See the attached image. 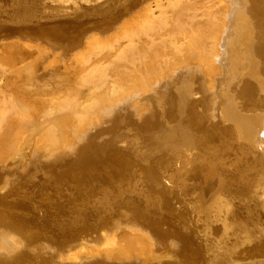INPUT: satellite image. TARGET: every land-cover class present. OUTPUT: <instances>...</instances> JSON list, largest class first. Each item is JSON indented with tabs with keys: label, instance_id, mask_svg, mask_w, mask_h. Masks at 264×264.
I'll list each match as a JSON object with an SVG mask.
<instances>
[{
	"label": "rangeland",
	"instance_id": "rangeland-1",
	"mask_svg": "<svg viewBox=\"0 0 264 264\" xmlns=\"http://www.w3.org/2000/svg\"><path fill=\"white\" fill-rule=\"evenodd\" d=\"M206 6L214 8L217 14L211 17L209 26L204 28L206 17L203 14L208 10ZM122 9L123 6L115 4L109 8L87 10L88 14L102 13L110 17L101 24L92 25L93 28L83 38L68 43H56L50 38L21 34L0 38V67L4 70L0 72V87L7 88L6 92L11 98L4 103L7 105L22 101L25 107L21 110L23 113L19 111L11 115L12 122L9 117L0 121V172L3 173L0 177L1 181L7 183L10 180L8 176L12 175L14 185L28 186L31 183L27 179L31 177L29 174L33 168H37L39 164L43 166V163L55 161L59 159L58 157L61 159L66 157L63 154H76L80 151L84 157L75 159L68 169L73 171V174L59 170V174L55 175L53 169H49L48 172L42 170L46 183L41 186L49 185L55 188L67 184L69 180H74L78 171L83 173L84 169L97 179L95 177L97 174L103 175L101 170L106 172L105 176L108 177L109 182L98 183L96 189L91 186L89 190L95 191L98 204L101 205L102 201L109 200L111 207L107 208L110 210L118 205L115 212L119 215L105 217L101 223L104 228L99 232L83 228L56 242L45 239L32 244L31 252L38 257L41 255L47 257L49 264H56L57 261L78 264L132 261L142 264L152 262L208 264L210 252L206 251L201 237L205 231L199 230L201 233L197 231L191 237L190 225L194 223L191 220L193 218L187 220L189 227L187 225L188 228H185L188 223L180 220L179 216L182 211H189L192 215L191 209L187 208L189 195L197 194L201 200V189L214 188V193L221 191L223 196L230 197L235 208L233 212L235 218L232 220L235 224L240 223V226H244V229L238 228L232 234L235 235L234 238L230 237L227 240L230 243L227 244L235 248V252L242 258L249 253L247 248L253 245L255 247L259 242L264 241V197L261 194L264 180L261 179L262 183L259 187H253L254 189L251 187L250 198H240L245 191L243 186L245 184H240L245 177L244 166L247 169L258 160L259 164L252 171L249 181L254 180L253 174L259 166L264 167V62L258 65L260 58H264V48L255 44L256 39L264 42V0H138V5L126 13L122 12ZM177 10H180L183 16L190 11L193 14L190 17L197 19L196 22L199 17L201 22L203 20V25L199 21L195 24V27L204 28L203 32L196 33L200 40L197 56L193 57V61L191 60L193 63L189 61V66L186 63L182 64L188 68H182L186 73L180 84L175 83L174 88L169 84L167 88H161L154 93L149 91L152 93L150 95L148 90L152 89L154 83L169 74L171 67L175 68L172 66L173 63L176 66L177 62L182 60L181 53L183 57L189 53L190 45L186 43L198 39L196 36L194 38L195 34H192L191 30H188L190 29L188 25L182 24L183 21L180 24L173 22L172 14ZM201 10L205 11L200 12ZM162 13L166 15L161 16ZM166 17L169 19L166 20ZM150 27H157L154 32L162 31L164 34L161 36V33L160 39L157 41L155 39L153 45L151 38L144 33ZM170 29L189 34L183 48L177 45L178 49L176 47L173 49L174 45L167 33ZM144 43L147 47L151 43L145 48L149 53H145L147 61L143 56L144 52L135 55L138 59L137 63L135 59H133L135 62H131V58L128 60L131 62H129L132 66L129 65L131 70H134V67L138 69L136 75L143 73L142 71L145 72L144 75L135 77L130 73L133 78H130L131 80H127L126 76H124L126 79L116 77L115 73L111 74V71L115 72L113 67L115 65L110 66L112 58L97 62L96 57L103 50L108 52L117 50V54L125 50L127 53L130 52L131 56V51H139L140 46L144 48ZM184 48L188 51L185 52L186 54ZM174 50L178 51L176 55ZM129 63L125 64L128 66ZM143 64H147L150 69L147 66L143 67ZM92 65L96 66L93 69L97 71L96 74L93 71L95 76L91 74L92 70L91 73L89 71V74H86ZM115 68L119 69L116 66ZM151 69L154 71H150ZM119 71H122V67ZM101 72L103 76L100 78ZM105 72L114 78L110 80L111 83L104 81L112 78L111 76L105 78L107 76ZM102 78H105L103 82ZM99 80L103 87L95 82ZM108 92L116 95L104 98L102 95ZM138 94L141 96L139 99ZM143 94L147 96L143 97ZM74 97L81 111H77V115L70 111L72 115L68 117L70 113H66L68 110L64 107L65 100L71 101ZM133 99H136L137 103ZM134 103L138 107L134 106ZM132 104L134 107L131 106ZM53 106L59 109L54 110L52 115L57 112L64 115L63 118L56 114V117L64 119L59 123L60 125L58 124L59 131L63 129L64 135H56L58 126L54 127L57 132H48L44 128L46 121L52 120L48 110ZM242 107L250 108L252 111H248L251 113L245 109L241 110ZM140 108L142 111L139 110ZM117 109H123L122 112L125 113V116L118 118L120 124L123 125L127 121L123 126L130 127L126 135L129 134V138L133 136V139L134 136H138L133 146L120 148L118 141L113 142L108 136L109 130L113 126L115 128L110 117ZM230 114L235 115V119L230 118ZM240 117L257 118L258 127H248L249 123L243 122ZM174 118L177 120H175L177 125L173 121ZM35 119L36 124H33L32 120ZM131 119L138 122H133ZM9 120L11 123L16 122L12 124L10 131ZM211 120L215 125L210 124ZM259 120H261L260 129ZM18 123L20 126L17 125ZM168 124L170 126L173 124L170 136L154 138L150 143L148 140L146 142V138L144 141V133L147 131L151 133L150 129L158 125L165 128L164 133L169 132L171 128ZM215 127L217 128L213 129ZM104 128L108 129L105 131ZM99 130L101 133L98 132ZM99 137H101L99 141H94ZM23 177H26V180ZM79 187H81L80 183ZM135 188L140 190V198L147 202V206L151 204L155 207L158 203L162 206L170 201L175 208L172 209L171 214L184 232H180L174 226L160 223L155 217H144L140 212L141 206L125 198L128 194L129 197L136 194ZM249 189L247 186L246 190ZM119 195L123 199L120 204ZM170 208L167 204V209ZM112 213L114 212L111 211L110 214ZM117 223L120 224V231L125 229L130 232L127 229H131L135 238L134 242H123L121 251L111 247L114 241H118L116 237L118 232L114 231ZM25 227V223L10 219L6 213L0 215V233H9L23 249L28 246L29 232ZM125 230L118 233L119 238L127 233ZM82 241L87 243L85 249L88 256L84 254L86 257L78 253V246ZM2 250L0 249L2 255H5Z\"/></svg>",
	"mask_w": 264,
	"mask_h": 264
},
{
	"label": "water",
	"instance_id": "water-1",
	"mask_svg": "<svg viewBox=\"0 0 264 264\" xmlns=\"http://www.w3.org/2000/svg\"><path fill=\"white\" fill-rule=\"evenodd\" d=\"M46 0H0V38L10 37L16 34L31 36L36 38H50L56 43H68L83 38L92 28V25L101 24L108 20L104 14H88L81 9H67V12L48 9L44 5ZM257 46L264 48V42L256 39ZM264 62V58H260L258 65ZM133 122H138L131 119ZM100 137L94 141H99ZM120 148L125 145L118 143ZM64 158L39 164L37 168L30 171V185L20 187L14 185L12 175L7 183L0 179V215H6L14 220L25 223V230L28 231L26 246L21 252L14 255V261H26L28 264L40 263L49 264V259L43 255L40 257L32 254L30 246L39 241L49 239L58 241L60 238L75 231L86 228L92 232H99L101 223L107 216L117 217L116 207H111L109 200L102 201L98 204L95 198V191H91L92 187L98 186V183L109 182L106 172L101 171L104 175H96L94 179L87 170L83 173H77L74 180H69L67 184H62L59 187L41 186L46 183L45 174L42 170L53 169L55 175L59 174V170L64 173L73 174L69 171L72 162L76 159L84 157L82 152L76 154L68 153ZM95 156V155H94ZM100 156V155H98ZM57 162V163H56ZM56 163V164H55ZM3 175L0 172V177ZM26 180V177H23ZM79 183L81 187H79ZM115 192V191H114ZM132 191H130L131 193ZM111 197V196H108ZM139 193L125 198L133 200L134 204L141 206L140 212L144 217H155L160 223L174 226L180 232H184L179 227V222L172 216L171 211L175 209L169 201L162 206L158 203L153 207L151 204L147 206V202L140 198ZM119 204L123 201L121 196H118ZM146 200V199H145ZM167 204L170 209H167ZM106 205V206H105ZM113 211L114 213L110 214ZM4 256V255H3ZM0 254V264H11L5 260ZM15 262V263H16ZM56 264H78L62 262ZM89 264H142L139 262H94ZM147 264H163L152 262Z\"/></svg>",
	"mask_w": 264,
	"mask_h": 264
},
{
	"label": "bare ground",
	"instance_id": "bare-ground-1",
	"mask_svg": "<svg viewBox=\"0 0 264 264\" xmlns=\"http://www.w3.org/2000/svg\"><path fill=\"white\" fill-rule=\"evenodd\" d=\"M55 3V4H54ZM48 5V8L49 9H53V8H56V10H58V11H63V12H67L66 10L67 9H69L68 7H70L71 9H73V10H79V9H81V10H83V11H87V10H96V9H101V8H109V7H111L112 5H115V4H117V5H121V6H123V9H122V12H124V13H126L129 9H131L132 7H134V6H136V5H138V0H46V2H44V5ZM207 8H208V10H207V13L205 14H203V15H205V17H206V24L204 23V25H205V27L204 28H206V27H208L209 26V20L211 19V17H215L216 16V14H217V11L214 9V8H212L211 6H206ZM49 11H51V10H49ZM203 10H201L200 12H202ZM205 11V10H204ZM203 11V12H204ZM188 14L186 15V16H183V14L180 12V10H177L174 14H172V20H173V22L175 23V24H180V23H182L181 21H183V23L182 24H184V25H188L189 27H190V29H188V30H191V32H192V34L194 33L195 35H193L194 36V38H195V36H196V33H197V31L200 33V32H203V29L204 28H199L198 26L197 27H195L196 25L195 24H198L197 22L199 21V22H201V20H199L201 17H199L198 18V21L196 22V20H194V18L192 19L191 17H190V15L191 16H193V14H191V12L190 11H188L187 12ZM199 14V13H198ZM202 14V13H201ZM165 16L164 15V13H162L161 14V16ZM169 18H167L166 17V20H168ZM186 19V20H185ZM205 20V19H204ZM195 21V22H194ZM202 22H203V20H202ZM202 22H201V24H202ZM201 24H199V26L201 25ZM203 25V24H202ZM152 26V25H151ZM157 28V27H156ZM156 28H152V27H150V28H148V29H146V31H145V29L143 30V31H145L144 33L146 34V36L147 37H150L151 38V40H152V45L154 44L153 42H155V39H156V41L157 40H159L160 39V34H161V36H163L164 34H163V32L161 31V33H159V31H157V33H156V31L154 32V29L156 30ZM165 30V29H164ZM168 35H169V38H170V40H171V43L174 45V47H173V49H175V47L178 45L179 46V48H183V46H184V44H185V42H186V39L188 38V36L187 35H189L187 32H183V31H177V30H173V29H170L168 32ZM141 34H142V32H141ZM198 34V33H197ZM166 35V34H165ZM145 36V35H144ZM146 37V38H147ZM168 37V36H167ZM196 38H198L197 36H196ZM164 39V38H163ZM190 39V38H189ZM189 39H188V41H189ZM199 38L198 39H196V40H194V42L193 41H191V42H187L186 44L187 45H190V49H189V53H187V55H185L184 57H183V54L181 53V55H182V60L179 62H177L178 64L175 66L174 65V63H173V65L172 66H174L175 68H170V70H169V74H167V75H165L164 77H162L161 79H159V80H157L156 81V84L154 83V86L152 87V89H150V90H148V92L150 91V92H152V93H154V92H158V91H160V89L161 88H167L168 87V85L169 84H171L172 86L173 85H175V83H177V84H180L181 83V80L183 79V77H184V74L186 73L185 72V69H187L188 68V66L190 65V64H188L189 63V61L190 62H192L193 61V57L194 56H197V51H198V47L200 46L199 45ZM148 42H150V41H148ZM162 42V41H161ZM146 43V42H145ZM144 43V44H145ZM160 43V42H159ZM158 43V44H159ZM141 44V43H140ZM156 44V43H155ZM142 46H143V44H141ZM147 45H148V43H147ZM150 45H151V43H150ZM150 45H148V47L150 46ZM160 45V44H159ZM158 45V46H159ZM169 45V44H168ZM142 46H138L139 48H141L139 51L137 50V51H131L132 53H131V56H130V52H125V50H123V53H122V51L120 52L119 51V54H117V50H113V51H111V52H108L107 50L106 51H104V53H103V51L102 52H99L98 53V55H97V57H96V59H97V62L98 63H100L101 61H108L107 59L109 58V60H110V58H114L115 60H110L111 62H110V66H112L113 64L117 67V68H119V69H117L116 70V68H115V66H113L114 67V69H115V72H112L111 70L113 69L112 67H110V71H111V74L113 73H115L114 75L116 76V77H121V78H125L124 76H126L127 77V80L129 79V80H131V79H133V78H131V76L129 75L130 73L131 74H134V76L136 77V76H141V74L142 75H144L143 73H145L144 71H142L143 73H141V74H139V75H136V74H138V69H136V67H134V70H131L130 69V66H131V62L132 61H134L135 62V60H136V63H137V56H135V55H140L141 54V52H144L143 54V56H144V58H145V56H147V54H145L147 51H148V49H145L147 46H146V44L144 45V48L142 47ZM163 46H164V44H163ZM167 46V45H166ZM135 47V45L133 46V48ZM147 47V48H148ZM186 47V46H185ZM151 48H153V47H151ZM151 48H149V49H151ZM158 48V47H157ZM162 48V47H161ZM164 48V47H163ZM162 48V49H163ZM167 48H168V46H167ZM177 48V47H176ZM124 49V48H123ZM129 49H130V47H129ZM131 49H132V47H131ZM166 49V48H165ZM178 49V48H177ZM142 50H145V51H142ZM147 50V51H146ZM152 50V49H151ZM150 50V51H151ZM161 50V49H160ZM168 50V49H167ZM171 50V49H170ZM149 51V52H150ZM175 51V55H176V52H178V51H176V50H174ZM183 51V50H182ZM105 52H106V54H105ZM108 52V53H107ZM125 52V53H124ZM155 52H157V51H155ZM185 52H188V51H186V49L184 48V53ZM148 53V52H147ZM153 53V52H152ZM151 53V54H152ZM158 53V52H157ZM167 53V52H166ZM171 53V52H170ZM104 54V55H103ZM134 54V56H132ZM149 54V53H148ZM160 54V53H159ZM158 54V55H159ZM186 54V53H185ZM100 55V56H99ZM153 55V54H152ZM174 55V56H175ZM130 56V57H129ZM148 56H150V55H148ZM165 56V55H164ZM134 57V58H133ZM155 57V56H154ZM161 58L163 57V56H160ZM159 57V58H160ZM168 57V56H167ZM129 58H131V62L130 61H128L129 60ZM156 58V57H155ZM175 58V57H174ZM133 59H135V60H133ZM147 58H145V60H146ZM156 59H158V58H156ZM144 60V61H145ZM161 60V59H160ZM176 60V59H175ZM192 60V61H191ZM113 61V62H112ZM147 61V60H146ZM163 61V60H162ZM161 61V62H162ZM165 61V60H164ZM127 62V63H129L128 64V66H127V64H125V63ZM174 62H176V61H174ZM112 63V64H111ZM143 63H146V62H143ZM157 63H159V62H157ZM164 63V62H163ZM162 63V64H163ZM166 63V62H165ZM187 64L188 66H183L184 64ZM193 63V62H192ZM134 64V63H133ZM139 64H140V62H139ZM156 64V63H155ZM161 64V65H162ZM183 64V65H182ZM95 65H97L96 64V62H95ZM95 65H92L87 71V73L86 74H89V71H90V73H91V70H92V72L94 71L93 69H95L94 67H96ZM125 66V68H127L128 70H125V68H124V66ZM130 65V66H129ZM136 65H138V64H136ZM150 65V64H149ZM160 65V66H161ZM163 65H165V64H163ZM162 65V66H163ZM170 65H171V62H170ZM139 66V65H138ZM137 66V67H138ZM145 66V68H146V66H147V64H143V67ZM166 66V65H165ZM122 67V71H119L120 70V68ZM129 67V68H128ZM132 67V66H131ZM154 67V66H153ZM158 67V66H157ZM167 67H169V66H167ZM185 68L184 69V71H183V69L182 68ZM98 68H101V67H98ZM124 68V69H123ZM145 68H142V69H145ZM147 68H149V66H147ZM165 68V67H164ZM163 68V69H164ZM113 69V70H114ZM139 69H141V68H139ZM141 69V70H142ZM150 69V68H149ZM149 69H147V70H149ZM162 68L160 67V70H161ZM100 70V69H99ZM105 70H109V69H107V68H105ZM104 70V71H105ZM124 70V71H123ZM129 70H130V72H129ZM146 70V69H145ZM146 70V71H147ZM153 69H151L150 71H152ZM158 70V69H157ZM180 70H182V72L180 71ZM4 70H3V68H1L0 67V72L2 73ZM96 71V70H95ZM94 71V72H95ZM103 71V70H102ZM106 71V72H107ZM136 71H138V72H136ZM154 71V70H153ZM155 71H156V69H155ZM171 71V72H170ZM180 71V72H179ZM94 72L93 73H91V74H94ZM97 72V71H96ZM96 72H95V74H96ZM106 72L104 73V74H106ZM126 72H127V75H126ZM149 72V71H148ZM157 72V71H156ZM108 73V72H107ZM136 73V74H135ZM153 73V72H152ZM85 74V75H86ZM95 74H94V76H95ZM103 73L101 72V75L99 76L100 78L103 76L102 75ZM149 74V73H148ZM151 74V73H150ZM85 75H84V78H85ZM107 75V74H106ZM113 75V76H114ZM146 75H147V73H146ZM146 75H145V77H146ZM170 75H172L171 77H169ZM174 75H176V76H174ZM105 76V75H104ZM111 75L110 74H108L105 78H107V77H110ZM130 76V77H129ZM133 76V77H134ZM161 76H163V74L161 73ZM178 76H180L179 78H178ZM112 77V76H111ZM110 77V78H111ZM129 77V78H128ZM91 78H92V76H91ZM105 78H102L101 80H102V82H103V79H105ZM131 78V79H130ZM141 78V77H140ZM86 79V78H85ZM84 79V80H85ZM112 79H114L113 77L111 78V79H109V78H107V80L105 79L104 81H109L110 82V80H112ZM126 79V78H125ZM138 79V78H137ZM116 80V79H115ZM100 81V80H99ZM99 81H95L98 85H100V86H102L101 84H102V82L99 84ZM104 83H106V82H104ZM111 83V82H110ZM94 84V83H93ZM109 84V83H108ZM95 86H97V85H94V87ZM109 86V85H108ZM176 86V85H175ZM103 87V86H102ZM171 87V86H170ZM106 88H108L107 86H106ZM110 88V87H109ZM108 88V89H109ZM173 88H174V86H173ZM173 88H168V89H172L173 90ZM103 89V88H102ZM112 89V88H111ZM163 90V89H162ZM7 88H2V87H0V121L1 120H4V119H6V118H10V120H11V115L12 114H14L15 112H19V111H21V110H23L25 107H24V105H23V102L22 101H18V102H15L16 103V105H15V103H12V104H5L4 102L5 101H8V100H11V98L10 97H8V95L9 94H7ZM165 92H167L166 90H164ZM170 91V90H169ZM4 92H6V93H4ZM111 92H113L112 90H111ZM148 92H147V94H148ZM149 92V94L151 95L152 93H150ZM164 92V93H165ZM101 93V92H100ZM103 93H104V91H103ZM138 93V92H137ZM136 93V94H137ZM146 93V92H145ZM161 93V92H160ZM139 94H141V96H142V93H140L139 92ZM138 94V95H139ZM76 95V94H75ZM100 95H102V94H100ZM115 96L113 93H110L109 94V92L108 93H106L105 95H102L104 98H105V96L106 97H108V96ZM135 95H133V97H134ZM141 96L139 95V97H137L138 99L139 98H141ZM144 96H147V95H145V94H143V97ZM72 96L70 95V98H71ZM132 97V98H133ZM75 98V97H74ZM74 98L70 101V100H68V101H66L65 100V108H66V110H68L66 113H70V111L71 112H74V113H72V114H75V115H77L78 114V112L79 111H81V110H79L78 109V107H79V105H77V100H76V98H75V100H74ZM108 98H111V97H108ZM134 101H136V103H137V100L136 99H133ZM143 101H145V100H143ZM132 103V102H131ZM138 103H141V102H139L138 101ZM137 105V104H136ZM135 105V103H134V106H136ZM139 105H141V104H139ZM131 106H133V104L131 105ZM133 106V107H134ZM56 107V108H55ZM137 107H138V105H137ZM140 107V106H139ZM132 108V107H131ZM150 108V107H149ZM56 109H59L57 106H53V107H51L48 111H49V113H50V115H52V113L54 112V110L55 111H57ZM64 109V108H63ZM133 109H135V108H133ZM138 109V108H137ZM242 109H245V110H249V111H252L250 108H244V107H242L241 108V110ZM140 111H142L141 110V108L139 109ZM144 110V109H143ZM27 111V110H26ZM26 111H25V113H26ZM47 111V112H48ZM78 111V112H77ZM123 111V109H117L116 111H115V113L110 117V119H111V121L112 122H114V123H112L113 125H115V128H111L109 131H110V133L108 134V136H110V139L114 142V141H118V143L119 144H121V145H125V146H127V145H130V146H133L136 142H134V141H136V139H137V137L138 136H134V139H133V136L132 137H128V135H126L127 134V132L129 131V129H130V127H129V129H128V127H125V126H123L126 122L123 120V122H125L123 125H121L120 124V122L118 121V118L120 117V116H125V113H123L122 112ZM147 111V110H146ZM248 111V112H249ZM22 112V111H21ZM63 112H65V110L63 111ZM76 112V113H75ZM82 112H84V110H82ZM137 112V111H136ZM242 112H244V110L242 111ZM23 113V112H22ZM138 113V112H137ZM249 113H251V112H249ZM16 114V113H15ZM56 114H58V112L56 113ZM56 114H53L52 116H50V119H52V120H49L48 122L46 121V123H44V124H46V126L45 125H43V127L44 128H46V130L48 131V132H52V131H56L57 129V133H56V135H64V131H62V130H60L61 132H63V133H59L60 131H59V126H58V124L60 123V122H63V118H64V115H62V113H60V114H58L60 117H63V118H58V117H56ZM71 113H70V115L68 114V117H70L71 115H72ZM139 114H143V112H139ZM67 115V114H66ZM127 115V114H126ZM55 116V117H54ZM38 117V116H37ZM44 117V116H43ZM46 117H47V115H46ZM20 118H22V117H20ZM33 118V117H32ZM230 118H234L235 119V115L233 116V115H231L230 114ZM241 118V117H240ZM23 119V118H22ZM45 119H47V118H45ZM71 119V118H70ZM10 120H9V122H10ZM14 120V119H13ZM23 120H25V118L23 119ZM69 120V119H68ZM176 119L174 118V120L173 121H175ZM241 120L243 121V122H247V123H249L247 126L248 127H258V120H257V118H251L250 119V117H248V118H241ZM20 121V120H19ZM35 121H36V119L33 121L32 120V123L33 124H36L35 123ZM116 121H118V123L120 124V125H117V124H115L116 123ZM177 121V120H176ZM175 121V122H176ZM11 122H12V120H11ZM10 122V129H9V131L12 129V124H15L16 122H14L13 121V123H11ZM18 122V121H17ZM21 122H22V120H21ZM108 122V121H107ZM122 122V123H123ZM170 122H172V120H170ZM20 123V122H19ZM17 124L18 126H20V124ZM23 123V122H22ZM30 123V122H29ZM66 123V122H65ZM28 124V123H27ZM38 124V123H37ZM62 124V126H63V123H61ZM111 124V125H112ZM173 124H174V122H173ZM173 124H171V126L173 125ZM210 124H212V125H215V123H213V121L211 120V123ZM60 125V124H59ZM117 125V126H116ZM165 125V124H164ZM169 125V124H168ZM175 125H177V122H176V124ZM14 126V125H13ZM21 126H22V124H21ZM56 126H58V128L56 129H54V127H56ZM171 126L169 125L168 127H170L171 128ZM109 127V126H108ZM162 126L161 125H158L157 127H154V128H151L150 129V132L151 133H149V131H147V132H145V130L143 129V131L145 132L143 135H144V141H145V138H146V142H147V140H148V143H150L154 138H156V139H159L161 136H170V134L169 133H172V129H173V127L170 129V131L169 132H167V133H164V129L165 128H161ZM164 127V126H163ZM26 128H27V126H26ZM177 128V127H176ZM217 127H215V128H213V129H216ZM261 128V120H259V129ZM6 129V128H5ZM61 129V128H60ZM108 129V128H107ZM106 129V130H107ZM158 129H160L159 130V132L158 131H156V130H158ZM212 129V130H213ZM26 130V129H25ZM104 130H105V128H104ZM105 130V131H106ZM8 131V132H9ZM101 130H99L98 132L99 133H101L100 132ZM142 131V130H141ZM108 132V131H107ZM107 132H105L106 134H105V136H107ZM217 132V131H216ZM11 133H12V131H11ZM24 133V132H23ZM140 133H143V132H140ZM6 134V133H5ZM52 134V133H51ZM102 134H103V132H102ZM132 134V133H131ZM163 134V135H162ZM7 136H9L8 134H7ZM103 136V135H102ZM91 137V136H90ZM90 137H89V139H90ZM104 137V136H103ZM102 137V138H103ZM101 138V137H100ZM59 139V138H58ZM131 139L133 140V142H129V141H131ZM90 140H92V139H90ZM115 142V143H116ZM141 144V143H140ZM145 144V143H144ZM11 147H12V145H10ZM17 147V146H16ZM15 147V148H16ZM134 147H137V146H134ZM144 147H145V145H144ZM136 149V148H135ZM21 157V156H20ZM264 157V156H263ZM18 163V162H17ZM259 163H258V160H256L255 161V164L253 165V166H250L249 168H247L246 169V166H244V168H243V170H245L244 171V175H245V177L241 180L242 181V183H240V184H245V185H247V183L249 182V184L247 185L250 189L249 190H246L247 189V186H245V185H243L244 186V188H245V191L241 194V197L240 198H250L251 196H250V194H249V191H251L252 190V188L254 187V188H256V187H259L260 186V184L262 183V182H260L261 181V179L262 180H264L263 178H264V170H263V166H259V168H257L256 169V171L254 172V180H251V181H249L248 179H250L249 177L252 175V171L257 167V165H258ZM28 169V168H27ZM22 171V170H21ZM26 172H29V171H26ZM29 174V173H28ZM25 175V174H24ZM240 181V182H241ZM243 182H245V183H243ZM264 183V182H263ZM242 185H241V187H242ZM252 187V188H251ZM253 188V189H254ZM261 190V189H260ZM214 191H215V189L213 188H204V189H201V200L198 198L199 196H197V194H195V195H189V197H190V200H189V202L187 203L188 204V207L187 208H190L191 209V211H192V215H191V212L189 213V211L188 212H186V211H182L181 213H180V216H179V219L180 220H182V221H187V220H189L190 218H193V219H191L194 223L193 224H191L190 226V232H191V237L194 235V233L195 232H197V231H199V230H203V231H205V233H204V235L203 236H201L202 237V240H203V242H204V247H205V249H206V251H209L210 252V255H209V257H208V259H207V261H208V264H264V241L263 242H259L255 247H254V245H253V247H249V248H247L246 250H248V252L249 253H247V254H245L242 258H241V256L240 255H238L236 252H235V248H232V247H230L227 243H229V241H227L228 239H230V237H232V238H234V236L232 235V234H234V232H236L237 231V229L239 228V230H242V229H244V226L242 225V226H240L241 224L239 223H234V219L233 218H235V217H233L234 216V210H235V208H234V205L232 204V201L230 200V197L229 196H223V194H222V192L221 191H218V192H215L214 193ZM135 192L136 193H141L140 192V190H136V188H135ZM253 192V191H252ZM224 193H225V191H224ZM227 193V192H226ZM228 194V193H227ZM230 194V193H229ZM228 194V195H229ZM261 194H263V197H264V186H263V189H262V192H261ZM212 195V197L210 198V196ZM230 196H231V194H230ZM233 196H235V195H233ZM189 209V210H190ZM238 212H239V210H238ZM233 219V220H232ZM237 220V219H236ZM236 220H235V222H236ZM238 221V220H237ZM239 222V221H238ZM187 223L188 224H186V226L185 225H183V226H185V228H188L189 227V221H187ZM245 223V222H244ZM187 225H188V227H187ZM189 229H187L188 231H189ZM125 229H123V230H121L120 231V224L119 223H117L116 225H115V227H114V231H115V233L116 232H122V231H124ZM127 230H130V232H127L126 230V234L124 235V236H120L121 238H119V236H118V233H116V237H117V240L118 241H120V242H118V241H114L112 244H111V247H113L115 250H117V251H121V250H123V246L122 245H124V243L123 242H125V241H128V242H134L135 241V238L133 237V233L131 232L132 230L131 229H127ZM202 231V232H203ZM79 232V231H78ZM77 232V233H78ZM189 232V233H190ZM200 232V231H199ZM201 233V232H200ZM79 234V233H78ZM243 234V233H242ZM247 234H248V232H247ZM123 235V234H122ZM189 235V234H188ZM77 236V235H76ZM82 236V235H81ZM84 237H85V235H84ZM246 237V236H245ZM249 237V236H248ZM83 238V237H82ZM84 239V238H83ZM193 239H195V238H193ZM200 239V238H199ZM246 239H249V238H247L246 237ZM202 244V243H201ZM230 244V243H229ZM236 244H237V242H236ZM234 245V244H233ZM86 246H87V243L85 242V241H82L81 243H80V245L78 246L79 248V251H78V253L79 254H81L82 253V255L84 256V254L85 255H87V253L88 252H86ZM0 249L2 250V252H4L3 254H5L4 256L2 255V253H1V251H0V254L4 257V259L5 260H7V261H9V263H11V264H28L26 261H19V262H16V261H14L13 259H14V255L16 254V253H18V252H21V250H23V248H22V246H21V244L19 243V242H16L15 241V239L13 240V238H11V235L9 234V233H7V232H5V233H0ZM75 250L74 251H76V248H74ZM81 250H85L84 252H86V253H84V252H80ZM200 250V249H199ZM74 251H72V252H74ZM37 252V251H36ZM247 252V251H246ZM33 253V252H32ZM203 253V252H202ZM245 253V252H244ZM35 254V253H34ZM37 254V253H36ZM81 255V256H82ZM205 255V254H204ZM36 256V255H35ZM88 256V255H87ZM240 256V257H239ZM84 257H86V256H84ZM16 262V263H15ZM37 263H35V264H41L39 261H36ZM206 262V261H205ZM206 264V263H205Z\"/></svg>",
	"mask_w": 264,
	"mask_h": 264
}]
</instances>
